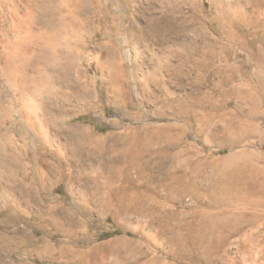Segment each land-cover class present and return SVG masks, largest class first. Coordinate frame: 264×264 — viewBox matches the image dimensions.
Listing matches in <instances>:
<instances>
[{
  "label": "rangeland",
  "instance_id": "rangeland-1",
  "mask_svg": "<svg viewBox=\"0 0 264 264\" xmlns=\"http://www.w3.org/2000/svg\"><path fill=\"white\" fill-rule=\"evenodd\" d=\"M0 161V264H264V0H0Z\"/></svg>",
  "mask_w": 264,
  "mask_h": 264
},
{
  "label": "bare ground",
  "instance_id": "bare-ground-1",
  "mask_svg": "<svg viewBox=\"0 0 264 264\" xmlns=\"http://www.w3.org/2000/svg\"><path fill=\"white\" fill-rule=\"evenodd\" d=\"M4 158V157H3ZM9 158V157H8ZM1 162V161H0ZM5 163V162H4Z\"/></svg>",
  "mask_w": 264,
  "mask_h": 264
}]
</instances>
